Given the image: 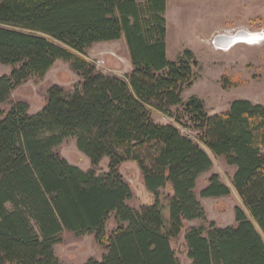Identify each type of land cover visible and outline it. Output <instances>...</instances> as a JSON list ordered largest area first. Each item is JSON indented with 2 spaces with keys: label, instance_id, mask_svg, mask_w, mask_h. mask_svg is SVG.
Instances as JSON below:
<instances>
[{
  "label": "trees",
  "instance_id": "16d2710c",
  "mask_svg": "<svg viewBox=\"0 0 264 264\" xmlns=\"http://www.w3.org/2000/svg\"><path fill=\"white\" fill-rule=\"evenodd\" d=\"M166 11L167 0H0V63L12 68L0 77V264H62L55 247L64 231L94 234L106 250L102 261L84 264H181L171 239L187 221L206 219L196 189L213 161L202 145L236 167L234 186L264 234V105L235 99L209 115L198 97L184 103L197 62L191 50L168 58ZM123 37L133 65L125 79L84 57L94 44ZM57 60L83 78L74 94L56 84L39 112L24 101L3 108L15 88ZM173 106L191 115L197 140L153 119L150 107L172 115ZM69 139L91 169L62 156L58 147ZM104 159L108 170L99 174ZM128 160L154 196L140 210L128 205L133 193L120 171ZM229 194L218 174L201 191ZM112 215L117 226L108 236ZM253 220L237 207L235 226L189 228L190 264H264Z\"/></svg>",
  "mask_w": 264,
  "mask_h": 264
},
{
  "label": "rangeland",
  "instance_id": "374dc122",
  "mask_svg": "<svg viewBox=\"0 0 264 264\" xmlns=\"http://www.w3.org/2000/svg\"><path fill=\"white\" fill-rule=\"evenodd\" d=\"M166 19L169 59L186 58L185 50H191L192 61L197 62L194 67L195 81L183 93L184 103L194 96L198 97L204 101L209 115L230 109L235 99L264 105V42L257 45L239 43L227 51L218 50L213 44L215 36L220 33H233L241 29L264 32V0H168ZM102 43L90 47L84 54L85 58L104 74L125 79L133 69L125 37ZM11 71L10 66L0 63V77L9 75ZM82 80L72 69L71 62L57 60L43 77H33L15 88L10 102L4 104L3 108L8 110L12 103L24 101L29 104V112L34 114L45 107L48 91L53 85L64 87L72 95ZM150 109L156 122L173 124L183 133L197 138L196 123L185 112L184 106L171 107L172 115L153 107ZM202 147L213 161L212 168L198 179L196 189L205 208L206 219L187 221L185 230L177 238L171 239V246L181 264L192 262L185 240L189 228L204 227L208 230L210 223H215L217 227L235 226L237 207H241L253 220L233 183L236 167L228 165L224 158L217 157L206 146ZM58 150L72 164L84 170L92 168L89 158L78 149L74 139L65 141ZM108 164L109 160L104 159L96 168L98 173L107 171ZM120 171L132 189L133 195L128 201L130 207L140 210L154 202L137 162H124ZM213 174H218L221 182L229 187V195L201 196V191ZM166 191L171 192V186ZM254 224L264 237L255 221ZM116 226L117 221L112 215L105 228L108 236ZM55 252L62 264H84L91 259L102 261L106 250L98 244L94 234L77 236L64 231L63 242L56 245Z\"/></svg>",
  "mask_w": 264,
  "mask_h": 264
},
{
  "label": "bare ground",
  "instance_id": "6f19581e",
  "mask_svg": "<svg viewBox=\"0 0 264 264\" xmlns=\"http://www.w3.org/2000/svg\"><path fill=\"white\" fill-rule=\"evenodd\" d=\"M215 39V43L218 45V50H222L234 44L247 43L252 45L260 44L263 40L262 32H253L246 29H241L233 33H220ZM233 46V47H234Z\"/></svg>",
  "mask_w": 264,
  "mask_h": 264
},
{
  "label": "water",
  "instance_id": "95a60500",
  "mask_svg": "<svg viewBox=\"0 0 264 264\" xmlns=\"http://www.w3.org/2000/svg\"><path fill=\"white\" fill-rule=\"evenodd\" d=\"M262 34H263V40L261 42L263 43L264 42V32H262ZM217 36H220V35H216L215 38H214V40H213V44H214V46L216 48H218V45L215 43V39H216ZM233 46H234V44L231 45V46H229V47H226V48L222 49V51L230 50Z\"/></svg>",
  "mask_w": 264,
  "mask_h": 264
},
{
  "label": "crops",
  "instance_id": "0c3cea01",
  "mask_svg": "<svg viewBox=\"0 0 264 264\" xmlns=\"http://www.w3.org/2000/svg\"><path fill=\"white\" fill-rule=\"evenodd\" d=\"M167 9H168V0H167ZM166 13H167V11H166ZM167 37H168V28H167ZM110 42V41H109ZM109 42H100V43H102V44H104V43H109ZM99 43V44H100ZM130 54V53H129ZM167 56H168V41H167ZM84 57H85V55H84ZM168 58H169V56H168Z\"/></svg>",
  "mask_w": 264,
  "mask_h": 264
}]
</instances>
